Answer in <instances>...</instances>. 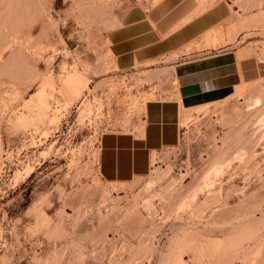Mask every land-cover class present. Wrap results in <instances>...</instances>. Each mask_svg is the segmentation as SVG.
<instances>
[{"label":"rangeland","instance_id":"rangeland-1","mask_svg":"<svg viewBox=\"0 0 264 264\" xmlns=\"http://www.w3.org/2000/svg\"><path fill=\"white\" fill-rule=\"evenodd\" d=\"M157 1L0 0V264H264V15L205 38L260 75L182 110L145 177L97 172L102 133L174 98L171 68L119 71L107 40Z\"/></svg>","mask_w":264,"mask_h":264},{"label":"crops","instance_id":"crops-1","mask_svg":"<svg viewBox=\"0 0 264 264\" xmlns=\"http://www.w3.org/2000/svg\"><path fill=\"white\" fill-rule=\"evenodd\" d=\"M264 15V0H158L127 8L107 40L119 71L137 67L171 68L177 88L174 98L151 99L130 129L102 133L96 168L109 183H128L149 174L161 150L177 144L182 110L229 96L241 82L260 75L253 57L237 60L232 42L207 45L217 30L240 29L237 16L248 20Z\"/></svg>","mask_w":264,"mask_h":264}]
</instances>
